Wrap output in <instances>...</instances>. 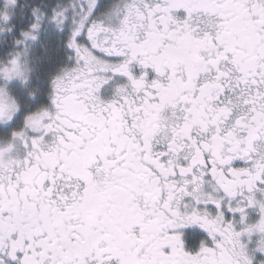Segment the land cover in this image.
I'll return each mask as SVG.
<instances>
[{
	"label": "snow or ice",
	"instance_id": "snow-or-ice-1",
	"mask_svg": "<svg viewBox=\"0 0 264 264\" xmlns=\"http://www.w3.org/2000/svg\"><path fill=\"white\" fill-rule=\"evenodd\" d=\"M0 264H264V0H0Z\"/></svg>",
	"mask_w": 264,
	"mask_h": 264
}]
</instances>
